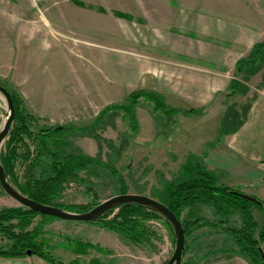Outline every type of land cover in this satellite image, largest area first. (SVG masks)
I'll list each match as a JSON object with an SVG mask.
<instances>
[{
    "label": "rangeland",
    "instance_id": "rangeland-1",
    "mask_svg": "<svg viewBox=\"0 0 264 264\" xmlns=\"http://www.w3.org/2000/svg\"><path fill=\"white\" fill-rule=\"evenodd\" d=\"M247 18L255 22V29L245 25L235 39L237 31L233 30ZM263 18L264 0H0V79L11 83L20 93L39 126L74 124L82 127L89 126L106 106L126 104L130 93L138 89L149 92H153V87L164 89L166 98H162L163 101L170 107L176 105L181 111L188 106H202L172 97L176 92L174 86L178 88L182 84L183 73L190 67L193 73L207 78V84L213 82L212 86L208 85L211 89H219L213 99L194 109L205 111L204 106H222L223 115L228 106H235L238 115L234 116L238 122L242 121L249 103L264 100V67L253 75L244 76L238 75L234 66L236 59L250 53L253 42L264 41V29L258 24L261 22L264 26ZM242 42L247 44L242 46ZM203 46L208 50L206 56H213L217 61L206 60L199 54ZM161 56L172 59H158ZM159 71L161 74L153 77L152 72ZM236 76L240 92L228 95L227 83ZM33 89L37 91L35 97L40 99L39 103L32 104L37 100L31 95ZM78 93L80 99L71 104L78 106V111L73 112L76 116L50 121L52 111L47 112L48 118L38 114V106H59L63 98L74 99ZM140 101L136 105L137 133L130 128L124 110L111 109L104 123L91 129L92 134L100 136L99 140L95 135L77 131L68 137L71 145L65 150L98 156L105 161L111 159L124 175L130 193L154 197L152 190L161 188L162 176L172 179L185 157L173 151L172 137L170 140L163 137L165 115L153 113L145 100ZM30 105L37 109L32 107V110ZM214 113L211 111V116ZM9 114L5 96L0 92V131ZM192 115L197 114L179 112L173 118L172 136H176L180 149L217 134L211 127L216 119ZM12 126L13 123L10 131ZM9 133L0 153L6 150ZM26 142L32 150L31 141L26 138ZM17 164L15 170L22 180L26 164ZM80 176L86 181L80 186L66 185L56 198L55 202L63 208L82 206L81 211L86 212L119 194L117 178L106 171L101 170L96 176L86 169L80 171ZM4 207L27 209L0 184V209ZM118 210L116 208L110 217ZM252 213L255 219L256 215L260 221L264 218L258 207H254ZM181 217L183 223L195 217L219 218L215 208L205 202L187 206ZM228 218L231 226L242 225L239 211L231 210ZM13 222L18 223L17 220ZM142 222L153 232L139 243L129 241L97 221L76 222L42 214L35 215L25 230L40 228L38 239L45 241L46 251L61 261L67 258L56 249L57 245L74 244L79 250L82 243H91L107 251L90 248L87 253H79L87 256L75 260L77 263L166 264L176 246L174 228L161 214ZM257 225L255 236L264 226L258 221ZM7 242L8 239L0 234V246ZM237 248L233 239L217 228L190 227L183 260L191 264H253L238 254Z\"/></svg>",
    "mask_w": 264,
    "mask_h": 264
},
{
    "label": "trees",
    "instance_id": "trees-1",
    "mask_svg": "<svg viewBox=\"0 0 264 264\" xmlns=\"http://www.w3.org/2000/svg\"><path fill=\"white\" fill-rule=\"evenodd\" d=\"M263 67L264 41L255 43L250 53L239 58L235 64L237 74H243L244 76L253 75ZM0 84L11 93L15 105V118L9 133V139L6 141V150L0 153V162L6 176L23 195L71 212H84L81 211L84 207L63 208L55 200L66 185L80 186L86 181L80 176V171L89 169L90 174L96 176L99 175L101 170L108 172L117 178L119 193H128L129 185L111 159L105 161L98 156L67 152L65 149L71 145L68 137L74 135L77 131H81L87 135H95L94 137L99 140L100 136L92 134L91 129H96L102 125L111 109L124 110L125 116L129 119L130 128L134 133H137L139 131V121L136 114V105L141 102V99L152 107L153 113L161 112L165 115L163 137L168 140L173 135V118L177 113L201 114L204 112L202 108L178 110L175 107L168 106L157 94L138 89L130 93L129 101L126 104H111L103 108L89 126L79 127L74 124L39 126L37 119L29 113L20 93L11 83L0 79ZM228 90H230L228 95L240 92V81L237 76L231 79ZM251 106L252 104L249 103L242 121L238 122L235 119L237 107L228 106L223 112L216 139L206 144V149L202 154L188 153L172 179L162 176L161 188L154 187L152 196L165 203L177 215L183 224L185 236L188 234L190 227H193V229L202 227L217 228L233 239L238 247V250H236L238 254L247 257L253 264H264V252L261 247V243L264 241V226L259 231L258 236H255L254 230L258 228V225L252 213L254 207H258L264 213V203L255 196V199L247 198L244 192L235 187L219 183L220 178H223L225 173L210 170L205 162L211 148L216 147L225 136L236 132L242 126L247 119ZM26 138L33 144L32 150L26 142ZM173 155L174 158H177L175 154ZM17 163L26 164L22 180L15 170ZM197 202H205L213 206L219 218L195 217L191 222L183 223L181 217L183 210ZM116 208H119V210L110 217ZM231 210L239 211L242 214V225L240 227L229 224L228 215ZM37 214L42 213L22 207H4L0 209V234L8 239L5 245L0 246V257L15 258L36 254L50 263L65 264L53 257L49 251H46V242L38 239L42 232L40 228L34 227L31 230H25L30 220ZM159 214H161L159 211L149 206L137 202H128L109 209L94 221L85 222L97 221L103 227L116 231L129 241L139 243L146 240L148 235H152L153 232L142 220ZM14 220H17L18 223L15 224ZM17 227L20 228V231H15ZM81 245L82 247L79 250L74 244H60L56 247H65L78 253H87V250L93 247L102 250L100 246L91 243H82ZM67 264L79 263L75 261ZM180 264H191V262H185L182 258Z\"/></svg>",
    "mask_w": 264,
    "mask_h": 264
},
{
    "label": "crops",
    "instance_id": "crops-1",
    "mask_svg": "<svg viewBox=\"0 0 264 264\" xmlns=\"http://www.w3.org/2000/svg\"><path fill=\"white\" fill-rule=\"evenodd\" d=\"M254 23H255L254 21L247 18L245 23L238 24L237 29L233 30V31H237L234 36L235 39H238L239 34H241V32L245 29V25H247L248 27L251 25L250 29L254 30L255 29L254 27H256L254 26L255 25ZM258 24L261 29H264V26H262L263 23L258 22ZM259 41L261 40L253 42L251 44V47H253V45ZM246 44L247 43L243 44L242 42L240 45L243 46ZM237 45L239 46V43H237ZM205 47L206 46H203L204 49L201 50L199 54L205 56L206 60H210L214 62L217 61L215 58H213V56H206L208 50ZM159 58L172 59V57H168V56L167 57L161 56L158 57V59ZM238 59L235 60L234 66ZM177 61L182 62L181 60H177ZM193 72L194 71H192L190 67L187 68L186 72L183 73L182 84L179 85L178 88L174 86L173 90H175L176 92H173L172 97L174 96L176 101L185 102L186 99L188 101L190 100L191 102L200 103V105H202V106H193L191 108L203 107V105L206 104L208 100L213 99V97L215 96L216 92L219 89L218 90L211 89L208 85L212 86L213 82L207 84V78L205 80L201 77V75H199V73H193ZM152 73H153L152 75H154L153 77H157L158 74H161V71L152 72ZM229 83L230 80L227 83L226 89H228ZM152 91L158 94V96H160L161 98L163 99L166 98L165 97L166 92L164 91V89H160L159 87L157 89L153 87ZM36 94L37 91H35L34 89L31 90V95L34 96V100L37 99L35 97ZM62 94L65 95L64 93ZM71 95L73 94L71 93ZM79 95L80 94L78 93L74 99L71 98L65 100L63 98L60 101L59 106H38V109L35 106L32 107L38 110V114L41 117L48 118L47 112L52 111L51 114L52 118L50 119V121L69 118V117L72 118L73 116H76V114H73V112L78 111V106H72L71 104L72 102L77 103V100L80 99ZM39 100L40 99L33 101L32 104H34L37 101H38L37 103H39ZM63 101L65 102L63 103ZM169 103L170 105L175 104L171 102ZM29 107H31V105ZM82 107L88 108L90 106H82ZM204 107L206 108L203 114H197L192 116L198 117L200 119H207L209 117L210 118L212 117V119L214 120L216 119V121L211 127L213 131L217 130V134H218V128H219L218 126L222 120V106H204ZM191 108L188 106L185 109L188 110ZM32 110L34 109L32 108ZM213 110L215 113L214 116H211L210 112ZM214 120H212V122ZM217 134L209 139L206 138L198 142L195 141L193 143L187 144L185 145L186 146L185 148L181 147V149L178 146L176 141V136L174 135L172 136L170 144L173 145V149H174L173 151H175L178 154V156H183L184 158L188 153L191 152L196 154H202L206 149V144L209 141L215 140ZM261 161H264V100L263 99L258 100V102H256L255 104H252L247 119L242 124V126L236 132L225 136L224 139L216 147L210 149V151L208 152L205 158L206 165L210 170L223 171L225 173L222 179V183L228 186L235 187L241 190L242 192H245L246 194L255 196L264 203V163H260ZM256 219H257V215H256ZM257 221L259 225L264 224L263 217L261 221L259 219H257ZM108 241H111V239H108ZM261 247L264 252V241L261 243ZM56 249L60 251L62 254L66 255L67 259L65 261L62 260V262H64L65 264L75 261L78 258L82 259L83 257L84 259L87 256V254H79L75 251L69 250L64 247H58ZM90 253L93 254V251ZM0 264H55V263H50L46 261L44 258L36 254H32L25 257H15V258L0 257Z\"/></svg>",
    "mask_w": 264,
    "mask_h": 264
},
{
    "label": "water",
    "instance_id": "water-1",
    "mask_svg": "<svg viewBox=\"0 0 264 264\" xmlns=\"http://www.w3.org/2000/svg\"><path fill=\"white\" fill-rule=\"evenodd\" d=\"M0 92L5 96L7 101L10 114L8 117L5 126L0 131V147L7 137L11 125L15 118V105L11 93L8 91L6 87L0 84ZM0 184L3 190L17 200L19 203L24 205L25 207L32 209L36 212L51 215L63 220L76 221V222H85V221H94L98 219L101 215L107 212L109 209L121 205L123 203L128 202H137L139 204L149 206L151 208L159 211L165 218L172 224L175 235H176V246L172 256L169 258L166 264H180L184 251H185V230L181 220L177 217V215L163 202L160 200L151 197L146 194L141 193H119L113 195L98 205L94 206L90 210L86 212H71L53 205L44 204L33 200L22 193H20L9 181L6 176L5 170L0 162ZM245 196L249 199H255L254 196L245 194Z\"/></svg>",
    "mask_w": 264,
    "mask_h": 264
}]
</instances>
